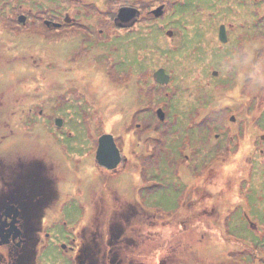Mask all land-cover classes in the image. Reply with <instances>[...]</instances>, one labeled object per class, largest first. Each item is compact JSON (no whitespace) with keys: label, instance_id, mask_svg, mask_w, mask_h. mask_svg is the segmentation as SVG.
Wrapping results in <instances>:
<instances>
[{"label":"rangeland","instance_id":"1","mask_svg":"<svg viewBox=\"0 0 264 264\" xmlns=\"http://www.w3.org/2000/svg\"><path fill=\"white\" fill-rule=\"evenodd\" d=\"M109 7L110 10L114 8L112 4ZM172 7L174 10V5ZM173 15L172 18H177L187 26L183 31L188 38L182 43L185 44L183 48L168 55L166 64L160 65L163 61L157 58L155 66L165 68L175 80L161 89L162 93L169 95L165 99V107L156 105L154 111L160 108L165 111L168 123H173L184 135L177 140L172 138L170 151L158 149L148 158L138 156L139 159L134 160L131 168L122 167L110 176L99 170L102 164L94 160L95 153L91 163L75 169L73 158L89 159L90 155L84 153V143H90L81 139L74 145L75 141H71L66 134L73 132L75 125L82 122V118L88 114L93 136L113 134L119 147L124 149L117 131V120L120 121L119 116L124 111L130 110V105H137L133 102V95L138 86L135 82L130 83V79L127 82L124 79L129 77L131 67L134 73L139 72V69L141 73L140 65L136 66V53L140 47L135 48L131 39L119 36L110 39L103 52L89 51L85 49L88 46L83 44L84 48H76L69 56L67 46L63 45L58 53L60 59L55 61V51L50 50L53 39L32 42L27 38H20V47L7 49L11 43L8 37H3L0 48V196L5 191L3 183L7 174L6 159L10 154L23 157L25 161L34 159L36 164L45 169L46 180L53 175L50 167L54 168L60 163L65 179L59 182L58 191L67 193L69 202L60 209L59 217L67 222V227L76 226L74 231L78 236L69 234V228L60 221L53 227L44 223L42 235L47 232L54 241L61 238L68 246L73 245L71 236L77 237L78 249L89 243L88 249L92 254H97L96 245L99 240L93 242L91 239L98 238V233L96 230L85 231L84 228L90 221L92 208L96 205L93 194L106 196L108 202L107 192L114 190L122 200H135L139 205L150 209L156 220H170L171 213L174 212L173 216L178 214L185 192L196 182L192 176L195 166L180 168L179 160L184 161L186 154L195 155L192 154L193 143L199 145L204 138H208L205 128L202 131L197 124L198 110L212 109L217 103H210L217 99L221 107H228L227 121L232 114L237 116L238 123L246 118L251 132L246 131V137L243 135L237 138L241 142L235 151L227 156H220V162L216 164L219 186L222 184L218 199L221 206H218V215L212 223L218 221L219 228L212 224L204 227L197 224L201 222L199 220L192 223V229H179L178 232L184 234L189 248L188 255L179 264H264V238L259 245L255 244L257 253L253 249L250 251L246 245L248 243L252 248L253 244L248 239L253 238V231L264 236V217L260 216L258 207H254L258 211L250 212L251 206L255 204H247L245 189L241 183L242 178L247 180L251 176L258 180L260 176H264L263 167L255 165L250 166L251 169L244 161L247 142H252L253 147L256 146L252 150L255 163L259 164L264 160V154L260 152H264V0H183L175 8ZM168 19L164 17L161 23ZM158 24L157 21L156 30L147 38L152 44L158 42L160 46L167 48ZM221 24L234 26V29L229 27L233 42L225 48V58H222V54L221 58L218 56V49L210 48L220 46L216 33ZM240 37L246 38L242 47L239 44ZM233 52L235 55L240 53L243 62L238 73L226 64V59ZM15 58L18 61L12 60ZM37 58L42 60L40 70L34 67ZM153 60L150 59L145 67H151L155 62ZM219 69L227 70L234 78L233 92L225 89L220 93L217 89L222 80L213 79L212 72ZM23 78L28 80L18 83ZM56 78L61 81L59 98H55L52 86ZM11 87L14 88L12 99L7 96ZM143 88L141 84V92ZM20 93H40L42 99H28L24 103H18ZM39 108L44 111L42 116H28V110L32 109L35 114V110ZM58 114L65 116L66 127L63 130H57L50 125ZM124 120L128 121V118ZM127 127L128 125L125 128L126 141L135 134L134 129ZM187 127L193 130L189 131ZM247 136H250V142ZM160 138L164 139V135ZM62 139H66V143ZM164 140L169 143L170 138L166 136ZM255 141L257 144L254 146ZM187 142L190 148L186 150ZM97 151L98 148L95 152ZM240 157H243L242 160ZM34 188L38 189L37 177H34ZM211 200L208 204H212ZM100 216L101 214L98 219L90 221L93 228L99 225ZM229 219L232 222V228L229 227L231 231L225 225ZM46 220L53 222L59 219L57 214L51 213ZM173 231L177 233L169 230L170 233ZM171 234L166 238L170 239L174 235ZM161 239L163 240V236ZM178 251L180 248H175L170 257ZM44 264L74 263L61 251L50 247L45 251Z\"/></svg>","mask_w":264,"mask_h":264},{"label":"flooded vegetation","instance_id":"2","mask_svg":"<svg viewBox=\"0 0 264 264\" xmlns=\"http://www.w3.org/2000/svg\"><path fill=\"white\" fill-rule=\"evenodd\" d=\"M182 1L0 0V48L3 37H8L10 40L11 45L6 47L7 49H12L15 46L20 47V38H27L32 42L53 39L50 50L55 51V61H57L60 59L58 53L63 45L67 46V55L69 56L76 48H84L83 44L88 46L85 49L89 51L103 52L108 41L119 36L131 39L135 43V48L140 47L136 53V66L140 65L141 73L140 69L139 72L134 73L131 67L129 77L124 79L126 82L130 79V83L135 82L138 86L137 92H134L133 95V102L137 105H130V110L124 111L123 115L119 116L120 121L117 120L118 135L126 152L119 147L115 136L109 133L114 138L120 157L119 163L113 168L101 166L99 170L103 171L106 176H110L125 166L131 168L134 160L139 159L138 156L148 158L152 152L158 149L170 151L172 138L177 140L184 135V132L178 131L173 123H168L165 111L161 108L154 111L156 105L165 107V99L169 98V95L162 93L161 89L175 80L165 68L155 66L157 58L163 61L160 65L166 64L168 55L183 48L185 44L182 43L188 38L183 31V28L186 29L187 26L177 18H172L175 8ZM109 4H112L114 8L110 10ZM164 17L169 19L161 23ZM157 21L159 22L158 29L167 43V48L160 46L158 42L152 44L151 40L147 38L153 30H156ZM227 25L218 26L216 39L220 42V46H210L211 49H218V56L222 54V58L226 57L225 48L233 42L229 27L234 29V26L228 25L227 30ZM222 26L225 28L226 42H222L219 36ZM239 39L240 47H242L246 38L240 37ZM98 48L102 50H98ZM150 59H154L155 62L151 67L146 68L145 65ZM12 60L18 61V58ZM241 62L240 53L235 55L233 52V55L226 59V64L237 73ZM41 66L42 60L37 58L34 67L40 70ZM161 69L169 76L167 83H160L154 77V74ZM212 75L213 79L222 80V84L217 88L220 93L225 89H230L233 92L235 81L227 70H213ZM22 80L27 81L28 78H23L18 83L23 82ZM141 84L144 86L142 92ZM52 86L55 98H59L60 79L56 78ZM13 89L11 87L7 92L10 99H12ZM41 97L40 93H20L17 102L24 103L28 99L38 101L42 99ZM220 99L222 101V98ZM68 101L70 102L71 99ZM214 104H216L215 108L198 110L197 124L202 131L205 128L208 138H204L199 145L193 143L191 148L192 154L195 153V155L186 154L184 161L179 160L180 168L195 166L192 176L196 180L193 187L187 189L182 198L179 215L173 216V212L170 215L172 217L170 220L164 218L156 220L155 214H152L150 209L139 205L135 200L130 202L122 200L114 190L107 192L108 202L106 196L93 194L96 205L91 210L90 221L98 219L101 214L99 225L97 228H93L89 221L87 226L90 227L85 226L84 228L85 231L86 229L97 231L98 238L91 239L93 242L99 240L100 244L96 245L98 247L97 254H92V251L88 249L89 243L88 245L87 243L83 244L82 249H78L77 237L74 238L70 235L73 245L68 246L61 238L54 241L47 232L42 235L44 223L53 227L60 221L62 225L69 228V234H75L77 228L76 226L67 227V222L59 217L60 209L69 202L67 201L68 194L58 191L59 182H63L65 179L64 170L61 169L63 166L58 163L54 168L50 167L49 170L53 171V175L46 180L45 169L40 164H36L34 159L29 158L25 161L23 157H15L10 154L6 159L8 161L5 168L7 174L5 183H3L5 191L0 196V264H44L45 251L50 247L61 251L74 264H179L188 255L189 249L188 242L184 239V234L178 232L179 229H192V223L199 220L203 224L201 222H197V224L204 227L212 224L219 228L218 221L212 223L221 206L218 202L220 186L216 164L220 162V156H227L231 151H235L241 142L237 141V138L243 135L246 137V131L251 132L246 118L239 120L238 123L237 116L232 114L227 121L228 107H221L217 99L210 103V105ZM27 113L29 117L42 116L44 111L39 108L35 110L34 114L30 109ZM126 117L128 121H123ZM82 119V122L79 121L75 125L73 132L66 134L71 141H75L74 145H77L81 139L90 143H84V153L90 155L89 159L77 157L75 160L73 158L75 169L92 162V155L95 153L96 156L95 150L99 146V139L103 135H108V133H104L93 136L90 131L88 114ZM50 125L57 130L65 129V116L58 114L52 119ZM127 125L130 130L134 129L135 134L126 141L125 128ZM187 130L191 131L193 128L187 127ZM162 134L164 139L166 136L170 138L169 143L160 138ZM247 140L251 141L250 136H247ZM62 142L66 143V139H62ZM189 148L188 143L185 149ZM260 152L264 154L263 150ZM244 156V161L251 168L254 158L250 145ZM242 158L240 157V160ZM94 160L98 162L95 157ZM34 177H37L38 180L37 190L34 188ZM250 178V184L259 185L260 178L258 180ZM210 200L212 204H208ZM51 213L57 214L59 220L48 222L46 218ZM230 220L225 223L228 226V231H231L229 227L232 228ZM224 228L226 229V227ZM169 230H175L177 233L175 234L173 231L171 233L174 235H172ZM253 232L256 237H260V232ZM170 234L172 237L167 239L166 236ZM75 236L78 235L75 234ZM203 238L205 239V234ZM105 241L108 243L105 244ZM249 242H252L251 239ZM248 246L252 251L251 245L248 244ZM177 247L180 248V251L170 257Z\"/></svg>","mask_w":264,"mask_h":264},{"label":"water","instance_id":"3","mask_svg":"<svg viewBox=\"0 0 264 264\" xmlns=\"http://www.w3.org/2000/svg\"><path fill=\"white\" fill-rule=\"evenodd\" d=\"M220 39L222 42H226L225 28L222 26L220 28ZM154 77L160 83H167L169 76L166 75L164 70H158ZM119 151L116 147L114 138L112 135H103L99 139L98 151L96 152V159L100 164L106 166L107 168H113L119 163Z\"/></svg>","mask_w":264,"mask_h":264},{"label":"trees","instance_id":"4","mask_svg":"<svg viewBox=\"0 0 264 264\" xmlns=\"http://www.w3.org/2000/svg\"><path fill=\"white\" fill-rule=\"evenodd\" d=\"M256 144H257V141L254 142V146ZM249 145L251 146V151L255 150L256 146L253 147V143L252 142L247 143L248 147H249ZM255 161L256 160H254V162H253L254 164L253 165L251 164L252 167H255V165H257L258 167H260V168L263 167V169H264V160L260 161L259 164L255 163ZM249 177H251V176H249ZM250 180H251V178H249L247 180L242 178V180H241V183H243L242 187H243V189H245V197H246V200L248 202L247 204L248 205L249 204H255V206H251V211L250 212H254L255 210H257V209H254V207H258V208H260L259 210L261 211V212H259L260 216L264 217V204H263L264 203V176L263 175L260 176V180L261 181H260L258 186H255L254 184H250ZM241 183H240V185H241ZM221 185L222 184H220V187L222 188ZM244 186H245V188H244ZM252 199H254V202H251ZM259 202H262V203L260 204ZM252 235H253V238L252 237L250 238L251 241H252V244H253L252 245V249L254 250L255 253H257L258 251L256 250V245L255 244L259 245L261 243V241H262L261 239H263V235H261L259 238L256 237L254 233H252ZM250 239H248V240H250ZM246 245H247V248L249 249V246H248L247 243H246Z\"/></svg>","mask_w":264,"mask_h":264},{"label":"bare ground","instance_id":"5","mask_svg":"<svg viewBox=\"0 0 264 264\" xmlns=\"http://www.w3.org/2000/svg\"><path fill=\"white\" fill-rule=\"evenodd\" d=\"M236 162V161H235Z\"/></svg>","mask_w":264,"mask_h":264}]
</instances>
